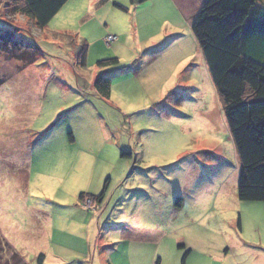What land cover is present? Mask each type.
I'll use <instances>...</instances> for the list:
<instances>
[{
	"label": "rangeland",
	"instance_id": "rangeland-1",
	"mask_svg": "<svg viewBox=\"0 0 264 264\" xmlns=\"http://www.w3.org/2000/svg\"><path fill=\"white\" fill-rule=\"evenodd\" d=\"M190 2L193 20L205 2ZM92 3L68 1L45 29L1 5L0 40L16 31L8 44L35 60L0 47V264L5 246L26 264H264V203L237 198L191 21L167 0Z\"/></svg>",
	"mask_w": 264,
	"mask_h": 264
},
{
	"label": "trees",
	"instance_id": "trees-1",
	"mask_svg": "<svg viewBox=\"0 0 264 264\" xmlns=\"http://www.w3.org/2000/svg\"><path fill=\"white\" fill-rule=\"evenodd\" d=\"M8 1L0 0V8L6 2L12 7V14L21 15L39 29H45L68 0ZM129 1L131 6H137L148 0ZM113 6L127 11L117 3ZM4 31L8 36L7 40H0V47L5 52L15 48L18 51L13 54L15 60L28 63L35 60L27 57L32 54L29 49L8 44L13 38L11 33L16 31L10 28ZM191 31L220 98L240 162L237 198L241 202L264 203V0H206L192 21ZM85 58L83 47L79 51L81 66L85 65ZM105 76H98L94 90L102 99H109L111 81ZM106 187L107 182L104 191ZM104 191L96 196L81 193L79 201L90 197L100 202ZM2 249L10 253L12 264H26L9 246ZM43 258L39 255L37 264H42Z\"/></svg>",
	"mask_w": 264,
	"mask_h": 264
},
{
	"label": "crops",
	"instance_id": "crops-1",
	"mask_svg": "<svg viewBox=\"0 0 264 264\" xmlns=\"http://www.w3.org/2000/svg\"><path fill=\"white\" fill-rule=\"evenodd\" d=\"M68 1H71V0H68ZM68 1L65 3V5L58 11V13H60L61 11H62V9H64V7L66 6V4L68 3ZM89 1V5L91 4V2H93L92 3V5L93 4H95V0H88ZM167 1H169V4L171 5H174V6H176L180 11H181V13H184V15L187 17V19L188 20H190L191 21V24H192V17L191 16H193V12H191V9H192V3L190 2V0H167ZM204 2H205V0H204ZM101 3H104V0H101ZM201 8V7H200ZM58 13L56 14V15H58ZM55 15V16H56ZM54 16V17H55ZM53 17V18H54ZM52 18V19H53ZM75 210L76 211H74V213L75 214H77V215H79V216H87V214H85L82 210H80L78 207H75ZM72 218H74L73 217V215L71 216ZM64 218V217H63ZM73 220V219H72ZM85 220V219H84ZM74 223L76 222V221H73ZM49 225H51V222H47ZM52 224H53V222H52ZM56 262V264H58V262L60 263L61 261H59V260H56L55 261ZM182 264H185L184 263V261H183V263Z\"/></svg>",
	"mask_w": 264,
	"mask_h": 264
},
{
	"label": "built area",
	"instance_id": "built-area-1",
	"mask_svg": "<svg viewBox=\"0 0 264 264\" xmlns=\"http://www.w3.org/2000/svg\"><path fill=\"white\" fill-rule=\"evenodd\" d=\"M113 39L114 38H112V37H107L105 40L106 44H109L111 41H113Z\"/></svg>",
	"mask_w": 264,
	"mask_h": 264
}]
</instances>
